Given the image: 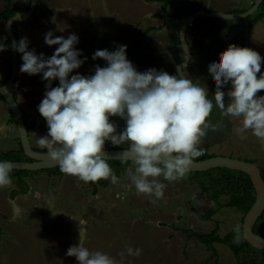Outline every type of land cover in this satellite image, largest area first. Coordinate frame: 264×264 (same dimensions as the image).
<instances>
[{"label": "rangeland", "instance_id": "rangeland-1", "mask_svg": "<svg viewBox=\"0 0 264 264\" xmlns=\"http://www.w3.org/2000/svg\"><path fill=\"white\" fill-rule=\"evenodd\" d=\"M190 2L184 1L182 6L176 1L171 6L183 11L194 7L190 6ZM193 3L195 6L199 4L197 1ZM210 4H213L210 7H217L224 12L245 10L249 6L247 0H211L209 4L201 6L206 9ZM166 13H171L168 8ZM167 19L170 21L167 20L163 28L159 26L150 35L151 39H160L159 46L153 47L152 43L143 46L136 67L138 72L153 68L166 72L175 69L183 57L181 54L178 61H175L183 51L181 45L178 47L179 53H168V50L176 52L177 48L172 47L174 38L169 29L177 26L179 31L180 26L173 18ZM102 27L100 23L98 30L92 32L93 39L99 35ZM113 32L108 29L104 37V47L112 52L120 45L127 46L124 42L119 44V41L114 40ZM135 39L133 35L129 50L139 44V40ZM186 40L191 52L189 63L184 68L186 79L197 80L209 73V65L219 62L220 54L229 45L257 51L262 57L261 73L257 75L259 77L264 74L263 21L250 29L248 22L242 19L199 17L193 27L189 28ZM127 49L126 52L129 51ZM38 76L43 78L42 73ZM202 87L208 89L209 98L214 97L216 85L211 76ZM41 90L28 94L37 106L33 117H36L38 123L36 138L30 133L29 140L32 146L47 151L37 143L39 137L48 133L46 120L38 111V106L45 98ZM222 90L227 93L231 85ZM258 96H264V90ZM225 100L228 101L227 95ZM21 109L25 112L23 106ZM2 117L0 115V119L4 120ZM207 119L212 124L222 122V127L217 131L211 128L207 130L199 145L202 150L205 144H210L208 152L211 154L251 159L264 170V141L257 139L250 131L244 133L245 138L241 139L236 131L241 126L240 120L222 117L215 104ZM115 124L117 132H122L126 122L121 120ZM14 143L10 137L0 136V150H11ZM127 146L129 144L125 142L114 147ZM130 167L132 163L123 174L117 176L116 184L109 179L106 187L100 185L101 180L85 183L69 175L53 177L46 174L47 177L45 173H39L31 179H25V191H21L13 181L10 186L0 188V264H79L74 256L66 253L70 246L79 244L78 234L82 230L83 233L85 230V247L90 251L106 253L116 264H241L227 247L214 244L216 252L213 254L198 240H187L184 230L207 233L217 226L218 234L224 236L229 231H235L237 225L241 227L242 213L235 208L224 207L208 219L206 215L210 204L207 193L196 182L186 178L174 182L159 178L165 184L164 197L153 203L149 197L137 194L135 186L130 182ZM227 200L226 196L219 199L222 203ZM157 224L162 226L161 229L155 227ZM167 227L177 232L174 234L172 230L165 229ZM153 229L159 235L163 233L167 236L147 240ZM129 248L133 252L142 249V253L139 256L129 255Z\"/></svg>", "mask_w": 264, "mask_h": 264}, {"label": "clouds", "instance_id": "clouds-1", "mask_svg": "<svg viewBox=\"0 0 264 264\" xmlns=\"http://www.w3.org/2000/svg\"><path fill=\"white\" fill-rule=\"evenodd\" d=\"M78 42L75 34L53 38L48 32L45 43L59 45L50 58L28 51L27 38L11 44L22 54L20 71L30 76L42 73L48 82L38 106L48 133L37 143L47 149L63 174L85 183L110 179L116 184L118 178L107 163L105 143L120 146L127 142L126 158L132 161L130 182L137 194L155 203L164 197L165 184L159 178L168 182L186 178L194 158L204 155L199 145L207 130L222 127V122H208L214 104L222 117L240 120L236 131L241 139L250 131L264 141V96H258L264 90V74L257 75L262 64L257 51L229 45L219 62L208 67L216 85L214 97L209 98L206 87L194 84L181 72L170 75L154 68L138 72L127 59L126 45L113 52L95 51L92 59H102L107 66L97 65L94 75L88 77L75 74L69 78L84 63L79 59L82 53L74 47ZM6 47L0 44V51ZM57 79L59 86L52 87ZM229 84L231 90L225 93L222 89ZM110 117L126 122L122 132H117ZM12 169L11 162H0V188L11 185ZM235 231L239 233V225ZM78 235L79 244L70 246L66 255L74 256L79 264H116L106 253L85 247L83 230ZM141 253L142 249H128L129 255Z\"/></svg>", "mask_w": 264, "mask_h": 264}, {"label": "crops", "instance_id": "crops-1", "mask_svg": "<svg viewBox=\"0 0 264 264\" xmlns=\"http://www.w3.org/2000/svg\"><path fill=\"white\" fill-rule=\"evenodd\" d=\"M11 1H12V5L18 8H24L30 2V0H11ZM176 1L180 2L182 6L184 1L188 3L189 1H191L190 6L193 5L194 7H192L191 9L189 8L183 9V11L180 10L179 8L175 9V6H171V5H173ZM194 1L199 2L198 6L194 5L193 3ZM247 1L248 4L250 5L253 0H247ZM210 2L211 0H171L168 3L166 9L168 8V11L171 12L169 14H177L183 19L194 12L232 13V12L221 11V9H218L217 7H213V8L210 7L213 4H210L209 7H205L206 9H204V6H201V4H209ZM40 5L42 6V8L37 9L28 19L21 22H17L18 24L17 42L21 38H27L28 51L35 50L36 55L39 56L41 53H43L45 58H50L54 54L56 48L59 47V45L48 46L45 43V36L48 32L51 31L53 33V38L59 36L67 38L69 35L75 34L78 37L79 42L74 47L76 50L82 53L79 59L84 60V63L81 65L80 68L70 73L69 78L71 77V75H75V74H81L85 77L94 74L95 68L98 64L96 62H89L88 60H85L83 58V56H90L92 54L94 47L97 48L98 50L107 49L109 52H112L110 49L104 47L105 45L104 37L108 29H112L114 31L113 38L114 40L119 41V44L120 42L121 43L124 42L127 44V48H128L127 51H128L131 46L130 43L131 37L135 35L136 37L135 40L140 41L142 34L146 30H150V31L146 34L145 43L146 44L152 43L153 47L159 46L160 39L159 38L151 39L150 35L152 34L153 31L158 30L159 26L163 28V26L168 21H170L167 18L166 19L164 18L163 10H162L163 2L159 0H41ZM4 6H5V0H0V12L4 9ZM174 9L175 11H173ZM173 20H175V22H178V19H173ZM5 22L6 21L4 20H0L1 39H4L6 37L4 31ZM100 23H101V27L102 26L103 27L100 29L101 32L99 33V35H97L96 39L94 40L92 38V36H94L92 32L98 30ZM191 26L193 27V24ZM169 30L171 32V36H173V38L176 40V34L177 33L179 34V31H177V26L172 30L171 29ZM186 38H187V33H186ZM174 39L172 43L175 44ZM167 44H169V42ZM161 45L164 46L163 43ZM172 47L175 49L176 45L172 44ZM175 50L176 52L168 50V53L170 54L179 53L178 47ZM181 54L182 53L180 52V54L177 55L175 61H178L179 56ZM8 59H9V55L7 51L6 50L0 51L1 81H5L7 80V78H9ZM20 67L21 65H19L17 68V72L15 75V80L12 88H13L14 97L18 101L20 109L21 106L25 108V112L22 109L21 111L27 117V121H26V126H27L31 121L36 120V117H33V114L37 110V106L32 102V99L31 97H29L28 94L30 92H34L35 90L40 91L41 89H43L41 90L42 91L41 95L43 94L45 96V92L48 89L46 88V86H39L33 84L32 76L28 75L27 73H22L20 71ZM38 75L40 74H37V76ZM39 79L44 80L42 77ZM54 81L59 82L58 79ZM0 115L3 116L2 119L5 118L4 120L0 119V136H2V138L10 137L11 139H13L15 143L13 149L11 150H16L18 148V144L16 140L18 136L17 128L12 124H8L7 120L9 118V109L6 103H4L3 101H0ZM37 128H38V123L36 124V127L29 132V134L32 133L33 138H36ZM44 175H46V173ZM155 227L161 229L162 226L157 224L155 225ZM155 229H153L151 232L152 237L150 235L147 236L149 238L147 240H158L159 236L161 235H165V237L167 236V234H163V233H160L159 235V233H157ZM165 229L172 230L174 234L177 232V230L174 231L170 227H167ZM163 238L164 237H162L161 239Z\"/></svg>", "mask_w": 264, "mask_h": 264}, {"label": "trees", "instance_id": "trees-1", "mask_svg": "<svg viewBox=\"0 0 264 264\" xmlns=\"http://www.w3.org/2000/svg\"><path fill=\"white\" fill-rule=\"evenodd\" d=\"M31 1V0H30ZM163 2L162 10H163V16L164 18H173V19H178L179 26H181L183 22V18L180 17L177 14H167L166 13V6L171 0H159ZM254 2V1H253ZM253 2L248 6L247 9L245 10H234L232 13H243L246 10H248L252 5ZM41 0L37 1L36 8L34 12L37 9H41L42 6L40 5ZM30 2L27 6L24 8H18L16 6L12 5L11 0H5V6L4 9L0 12V20H8L10 17H12L14 14L17 12H24L29 8ZM33 12V13H34ZM32 13V14H33ZM242 20H246L248 22L249 28L252 29L256 26L257 23L263 21L264 22V0L260 3L258 6L257 10L247 16L246 18H243ZM198 21V18L194 19L191 21L189 24V27L194 23ZM188 27V28H189ZM18 24L17 22L12 23V31L13 34L15 35L16 39L18 40ZM188 30V29H187ZM150 30H146L139 41V44L135 49H131L128 52H126L127 59L132 62V64L135 66V68L139 64L140 60V54L142 52V48L145 44L146 41V34ZM96 39V38H95ZM94 39V40H95ZM175 40V39H174ZM0 44H5L6 51L9 55L8 63H9V76L11 73V43L9 38L6 36L4 39L0 38ZM177 47H180V41L178 37V33L176 34V40L175 44ZM98 49L94 47L92 54L90 56H83L87 58L89 62H96L100 67H105L107 66V62L102 60V59H96L93 60L92 57ZM183 57L177 62L180 63L184 59V51H182ZM22 54L18 52V66L22 65ZM170 75H176V71L174 68H171L166 71ZM94 75V74H93ZM211 75L207 73L205 76L197 79V80H191L194 84H197L199 86H203L205 81L210 77ZM8 79V78H7ZM6 81V80H5ZM0 80V86L5 82ZM32 82L35 85L39 86H46L47 81L41 80L38 78L37 74L32 75ZM52 86H59V82L52 81ZM0 101H4L3 96L0 94ZM25 123L27 121V117L23 113ZM110 120L114 123H117L118 121H121L122 119L119 117H110ZM8 124H12L16 127L14 117L12 113L9 110V118L7 120ZM37 124V120L31 121L26 127L28 133L32 131ZM18 148L16 150H0V161H30L29 158H27L23 150L21 148L20 140L19 137L17 136L16 138ZM210 147V144H205L203 151L204 155L199 156L197 158H194V160H202L206 158H210L212 156H215L214 154H211L208 152V149ZM110 148H117L112 145L110 141H106L105 143V149H110ZM129 148V146L125 147ZM38 151H46V150H40L36 149ZM246 161L249 162H254L251 159L247 158H242ZM107 163L110 165L112 168L114 174L116 176L123 174L128 167L131 165L132 161L130 160H107ZM39 171H29V170H12L10 173L11 180L16 184V186L21 190L25 191L26 189V180L28 178H33L35 174H37ZM42 173H47L52 176H63V174L60 170L59 167H54V168H48V169H43L41 170ZM261 176L264 180V170L260 168ZM186 179L189 181H194L197 183V185L205 192L207 193V198L209 201V209H208V214L206 217L208 219H211L219 210H221L224 207H231L237 209L240 213H242L243 217L245 213L249 210V208L252 206L254 200H255V190L253 187V184L250 180V177L239 170H232L228 168H222V167H217L213 168L207 171H190L189 174L187 175ZM109 180H101L100 185L103 187H106L108 185ZM223 196H226L228 198L226 203H222L219 201V199ZM214 205V206H213ZM242 217V221H243ZM253 231L259 235L264 236V210L260 217L257 219L256 223L253 226ZM184 233L187 238H195L198 240L200 243H202L206 248L210 249L213 251V254L216 252L214 248V244H220L225 247H227L230 252L233 254L235 259L241 263V264H264V250H259L254 247H252L243 237L242 235V225L240 227V232L239 236L237 237V233L235 231H229L227 234L224 236H220L218 234V227L215 226L210 232H196L193 230H184ZM239 240V242H235ZM186 246V243L185 245Z\"/></svg>", "mask_w": 264, "mask_h": 264}, {"label": "water", "instance_id": "water-1", "mask_svg": "<svg viewBox=\"0 0 264 264\" xmlns=\"http://www.w3.org/2000/svg\"><path fill=\"white\" fill-rule=\"evenodd\" d=\"M37 1L38 0H31L29 8L26 11L17 12L8 20H6L4 24V31L6 36L9 38L11 44L13 41H17L12 31V23L21 22L28 19L34 12ZM261 2L262 0H255L253 2V5L243 13L194 12L184 18L178 34L180 45L184 51V59L182 62L176 65V73L179 74L181 72L184 75L183 70L185 66H187V64L189 63L191 57L190 48L186 40V33L189 24L192 20L199 17L243 19L253 14L257 10ZM10 57L11 73L9 78L0 86V94L3 96L8 109L14 117L21 148L23 150L24 155L29 158L30 161H6L12 163V170L41 171L43 169L58 167V164L49 158L47 151L35 150L30 143L23 113L13 94L12 87L18 68V52L15 51L12 47ZM127 149L128 148L105 149L106 159L130 160L126 158ZM217 167L239 170L246 173L250 177V180L255 190V200L243 217L242 235L252 247L259 250H264V236L259 235L253 231L254 224L256 223L257 219L260 217L264 210V180L261 176L260 168L256 165V163L249 162L241 158H234L225 155H215L202 160H193V166L191 171L201 172ZM14 206L15 209L18 210V207L16 205Z\"/></svg>", "mask_w": 264, "mask_h": 264}, {"label": "flooded vegetation", "instance_id": "flooded-vegetation-1", "mask_svg": "<svg viewBox=\"0 0 264 264\" xmlns=\"http://www.w3.org/2000/svg\"><path fill=\"white\" fill-rule=\"evenodd\" d=\"M32 147H33V146H32ZM33 148H34V147H33ZM36 149H37V148H36ZM39 173L41 174L42 172L39 171L37 174H39ZM37 174H35V175H37ZM35 175H34V176H35ZM34 176H33V177H34ZM186 239L189 240V239H193V238H187V237H186ZM194 239H195V238H194Z\"/></svg>", "mask_w": 264, "mask_h": 264}, {"label": "bare ground", "instance_id": "bare-ground-1", "mask_svg": "<svg viewBox=\"0 0 264 264\" xmlns=\"http://www.w3.org/2000/svg\"><path fill=\"white\" fill-rule=\"evenodd\" d=\"M80 229H82V228H80Z\"/></svg>", "mask_w": 264, "mask_h": 264}]
</instances>
